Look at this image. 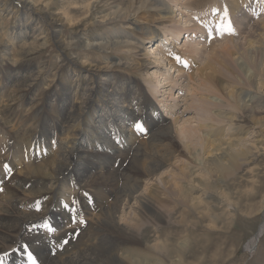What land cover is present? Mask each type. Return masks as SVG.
<instances>
[{
  "label": "bare ground",
  "instance_id": "6f19581e",
  "mask_svg": "<svg viewBox=\"0 0 264 264\" xmlns=\"http://www.w3.org/2000/svg\"><path fill=\"white\" fill-rule=\"evenodd\" d=\"M103 1L108 4L109 0H101ZM114 1L118 2L116 3L118 9L112 12L115 14L114 17L111 19L109 16L93 24H99L98 26L107 29L108 26L114 25L112 21L116 18H119L116 22L119 21L122 25L139 23L140 26L145 25L139 35L143 39L147 38L148 43L156 42L151 47L155 46L158 50V47L164 45L163 50L158 52L159 54H156L151 62L146 57L137 60L133 58L139 68L147 67L149 65L147 63L158 67L159 58L162 56L166 57L170 71L178 72L181 76L188 68H185V65H188L187 61L192 64L198 56L207 53L204 64L199 65L195 73L199 86L210 93L207 97L203 94L200 99L197 97L198 99L193 101L196 110L201 112L198 117L200 122L193 127L183 125L179 131L177 130L178 136L186 140L185 147L190 153L189 158L186 163L181 164L179 171L171 172L170 179L157 177L160 168L167 165L169 167V164L177 166L175 163L178 160L174 159L180 152L176 153L170 147L174 141L172 123L163 122V117L157 112L158 109H152L145 103L142 88L138 95L134 93L136 86L134 80H127L112 73L108 76L86 79L82 76L84 72L79 67L83 64L67 61L69 64L64 63V67L62 65L63 70L60 72L62 74L58 78V83L56 84L52 75L47 80V75L43 80L45 85L48 84L47 87L38 90L36 82L38 79L41 80L42 74L25 67L24 61L28 56L49 45L54 35L61 32V29L51 26L40 37L42 40L40 44L27 46V40L32 37L37 38V32L42 25L39 21L33 25L29 22L25 23L20 15H16L14 25L24 23L23 29H18L19 32L16 29L18 26H14L16 36L12 34L9 25L0 27V53L9 55L6 56L10 67L0 68L6 71L2 77L0 76V102L1 100L5 102L0 104V121L5 123V126L2 124L4 128L0 127V146L3 147L0 149V156L2 150H7L8 156L18 164L15 168L18 176L14 172L10 183L6 181V175L10 171L5 170V173L4 169H0V264H31L27 259L29 251L33 252V256L39 261L38 264H164L165 261L157 253V249L165 248L166 244L161 245L158 237L167 229L162 227L156 229L158 243L155 245H144L142 237L150 241L148 234H145L156 232L153 229L157 225L155 221L169 217L172 210H174L173 214L178 212L175 205L180 203L179 199L183 200L184 208L190 205L200 206L203 198L193 193L199 192V188H204L205 191L211 190V187H214L211 178L215 172L226 177L236 172L241 168L242 159H245V155L250 150L245 147L242 138L232 137L234 131H230V137L220 136L219 134L224 131L221 127L215 126L209 114L208 101L221 89V84L219 80L217 81L219 77L215 75L217 72L222 74L225 69L232 72L231 67L227 68L225 63L234 57L235 49L241 48L233 38L235 33L230 34V39L220 41V34L214 33L212 29L211 20L214 22V19L209 17V13L218 9L225 13L228 8L230 11L243 14V18L250 23L256 14V8L251 14L247 11L248 8L252 9V0H225L229 1L228 5L223 4V0H217L220 4L217 8L213 5V0H207L205 4L208 16L202 14L195 19L196 21L191 19V15L194 14L196 7L201 6L203 0ZM97 2L95 0V3ZM91 4L92 2L86 5L88 10L93 6H90ZM13 5V1L10 0L0 1V7L3 6L0 9L6 12L8 17H12L13 14L15 18L14 13H19L20 9L15 5L16 10ZM172 6L177 8L176 11L180 10L176 18L179 21H176L175 15H172ZM149 7L152 9L147 12ZM77 20L78 18L70 19V24H77ZM154 21L162 25L161 31L152 27L151 23ZM217 22L218 19L214 25ZM233 29L235 31V28ZM210 33L212 39L206 47ZM245 33L243 52L246 58L251 60L253 69V71L251 69L252 73L248 71L251 74L250 77L247 76L248 87L255 90L249 89L250 93H247L250 94V99L243 104L240 103L243 101L242 97L240 99L242 101H237L238 93L236 94L232 87V90H227L229 93L225 97L229 102H233L230 103L233 108H240V105H243V112L264 127V65L262 64L264 48L261 45L264 39L262 38L261 41L257 39V36L264 34V18L255 21L252 28ZM255 33L257 35L253 37ZM185 34L187 37H192L183 45V51L188 54L183 52V55H178L180 53L174 50H165L168 48V43L182 40L181 36L184 39ZM113 35L112 37H115ZM118 35L126 36L120 32ZM204 35L206 38L201 41L202 45L201 42L195 41L194 36ZM19 38L25 40L22 41L20 49L11 50L15 45V39ZM81 39L82 36L79 41H68L66 45L76 44L78 47H85L79 48L80 51L88 49L86 42ZM108 44L109 42H101L99 47L103 49ZM123 47H128L127 52H120ZM139 47L134 41L121 40L115 43L114 51L136 54ZM151 52L154 50H148L146 53ZM159 55L160 57H157ZM184 55L187 56L186 60ZM65 61L66 57L63 59V62ZM43 63L45 65V62ZM77 68L80 69L76 70ZM152 73L158 79L157 88H159L165 78L156 70ZM69 74H72L73 78ZM195 74L188 73L191 82L195 80ZM8 84L13 85L10 93L5 90ZM150 90L156 93L157 89L152 86ZM51 96L55 97L56 101L49 106ZM26 98L28 104L24 103ZM236 104L238 106H235ZM219 112V116L224 115L220 116L219 121L235 118L227 112ZM104 113H107V119L104 118ZM12 115L14 117L10 118ZM20 115L23 117L19 121L15 116L20 117ZM119 119L123 123H120ZM178 119L179 116L175 117L173 122H177ZM110 121L112 124H107ZM139 122L143 123L144 132L148 134L149 139H141L138 143L139 139L135 137L137 132L135 125ZM7 126L10 130H7ZM49 126L50 131L47 130ZM56 139L58 140L53 142ZM85 140L88 142L84 143ZM12 142L14 145H11ZM35 145L38 147L37 151L33 147ZM102 145H105L107 151L93 156L94 149ZM30 149L33 153L28 152ZM34 152L37 154L35 155ZM115 152L120 154L115 155ZM114 156H122V159ZM100 158L105 161H100ZM11 163L8 161L7 165L13 169ZM204 171L206 173L203 174ZM16 176L19 178L16 179ZM155 176L152 185L148 183L144 187L141 185L143 179L150 180ZM86 187L92 188L90 193L95 197L94 199L85 193L87 190L90 191ZM172 191L176 192L177 197H174ZM26 192L31 196H27ZM173 198L178 202L169 209L170 199ZM73 201L76 203L73 204ZM65 204L69 208H75L77 213H70L64 207ZM73 214L83 216L86 223L70 222ZM184 220L183 218L182 221ZM47 226L55 228L56 231L50 232ZM263 227L262 224L246 244L245 250L250 255L255 253L257 236L259 233L262 234ZM78 230L79 233H76ZM186 240L182 242V247L186 244Z\"/></svg>",
  "mask_w": 264,
  "mask_h": 264
},
{
  "label": "rangeland",
  "instance_id": "374dc122",
  "mask_svg": "<svg viewBox=\"0 0 264 264\" xmlns=\"http://www.w3.org/2000/svg\"><path fill=\"white\" fill-rule=\"evenodd\" d=\"M12 1L14 4V8L16 10L17 7L20 9L19 13H14L15 18L13 17V14L12 17H8L7 13L0 9V27H6V25H9L10 30L13 31L12 34L16 36V29L17 31L18 29L22 30L24 26V23L22 22L16 23V25H14V22L16 21V15H20L25 23L29 22L31 25H33L36 23V21H39V23L42 25L41 29H39V31L37 32V38L33 39V37L31 36L32 39L30 38L29 40H27V46H35L37 44H40L42 42L40 37L45 34L44 32H46L49 27L53 26L56 27V29H61V32L56 33L57 35H54L53 41L50 42L49 45L47 44L48 46L46 45L39 52H35V54L28 56L24 61L25 67L34 69L35 73L37 71L39 74L43 75H41V80L38 79L36 82L38 90H43L45 87H47L48 84L45 85L43 82L45 76L47 75V80L49 77H51V75L54 76L55 82L57 84L58 78L62 74L60 72L61 70H63L64 63L69 64L67 63V61L81 63V65L83 64V66L79 67H81V69L83 70L82 72L84 73L82 76L86 77V79L88 77L92 79L94 77L98 78V76H108L112 73L117 75L118 77L127 78V80H134L136 82L134 93L138 95L139 90L142 88L143 94L145 96V103H147L152 109H158L157 112L163 117V122H167V124L170 122L172 123L174 141L171 143L172 145H170V147H172L176 151V153L180 152L179 156L174 159L178 160L177 163H175L177 166L174 167L169 164V167L167 165L163 168H160V170H158L157 172V177H166V179H170L171 172L175 170L179 171V167L181 166V164L187 162L190 153L185 147L186 140H184L182 136H178L177 130L179 131V128H182L183 125L193 127L200 122L198 121V117L201 112L196 110L193 101L194 99H200V97L204 95H206L207 97V95L210 94L206 92L203 87L201 88L199 86V81L197 80L198 78L195 74L199 65L204 64L203 62L205 61L207 53L204 52L202 56H198L192 64L187 61L188 68L186 69V72L181 74V76L178 75V72L172 73V71H170V65L167 66L166 64V57H160V55L157 56L160 57V65L158 67H154L153 64L151 65V63H147L149 64H146L147 67L139 68V66L136 65L137 58L146 57L149 58V61L151 62L152 60H154V57H156V54H159L158 52L163 50L162 47L164 45L162 44L161 48L158 47V50L155 49V46L151 47L152 44L156 42L149 41L148 43L147 38L143 39L142 36L139 35V33L143 32V29L141 28L145 26H140L139 23L122 25L121 22H116V20L119 19L116 18L113 19L114 21H112L114 22V25L108 26L107 29L104 28V26H98L99 24H93L95 21L97 22L104 20L109 16H111L110 18L112 19L115 15L112 12L118 9V2L109 0L108 4H105V1L101 2V0H97V5V3H95V0ZM12 1L10 0V2ZM203 1L201 6L196 7L197 9L194 10L195 15L192 13V20L198 19V17L202 16V14L208 16L207 5L205 4L207 0ZM90 2H92L90 6H92L93 3L95 4L88 10L86 8V5H89ZM228 2L229 1L223 0V4H227ZM212 3L215 8L220 5L217 0H213ZM150 8L151 7L147 9V12L150 10ZM255 8L256 14L254 16V20L252 19L250 23H248L249 21L247 19L243 18V14H238L237 12L230 11L228 10V8H226L225 13H222L220 9L209 13V17H213L214 19V22L213 20H211L212 29L214 27V30L218 32V34H220V41H225L231 38L230 33L226 30L229 23H231V27L235 28L234 33L236 34L233 38L236 39L235 41L239 43V47H241L235 49L234 57L228 59L226 61L227 63H225L227 68L231 67L232 72H229L225 69L223 70L222 74L220 72H217L215 75L216 77H219V79L217 78V81L219 80L218 82L219 84H221V89L220 91L218 90V93H211L213 95L211 96L210 101H208V106L210 109L209 114H211L212 120H214L212 122L215 123V126H219V128L221 127V129H223L222 131L224 132L220 133V136L230 137V131H234L232 133V137L234 136L233 138H242V142L245 144V147L250 150L248 154L245 155V159H242L241 168H239L236 172L231 173L230 175H228V177L221 176L219 173L215 172L213 173V176L211 178L214 185V187H211V190L209 189L208 191H205L204 188H199V192L193 193L195 196H200L201 198H203V202L200 203V206L194 207L190 205L188 206V208H184L182 202L183 200L177 198L179 199L180 203L176 204L178 202L177 200L175 201L174 198L170 199L171 203L169 202V209H171L176 204L175 206L178 209V212L173 214L174 210H172V213L169 217H166L161 221H155L157 225H155L156 228L153 227L154 230L159 229L158 227L167 229L165 233L158 237V240H161L159 241L162 243L161 245H163V243L166 244L165 248L161 247L157 249V253L165 261L164 264H264V227L259 242L256 246L255 253L250 255L245 250L246 244L248 243L250 238L256 234L262 224L264 225V127L261 124L256 123V121L251 118L249 114L243 112V105H240V108H233V106L230 105V103L233 102H229L225 97L229 93V91L227 90L233 89L236 94L238 93L239 97L237 101H239L242 97L243 101L240 100L242 101L240 103L243 104L250 99V90H255V88L251 89L248 87V77H250L251 75L250 73H248V71L252 73L253 69L250 63L251 60L246 58L247 56L246 54H244L245 52H243V44H245V32L252 28V24L255 21H259L264 18V0H252V9L248 8V13L251 14L252 10L254 12ZM176 9V7H173L172 15H175V20L179 21L176 18H178L180 10L176 11ZM139 12L137 14H139ZM148 14L149 13H147L146 16H148ZM151 15L153 14L151 13ZM76 18H78V23L76 22L77 24H70V19ZM217 19V25L221 27L220 30H216V27L214 26V23H216ZM155 21L160 22V20ZM154 22L151 23L153 24L152 27H156L158 31H161L162 25ZM165 23L167 22L165 21ZM246 23H248V26L244 28V25ZM14 26L18 27L15 29ZM259 26L260 25H258V27ZM119 32L121 34L123 33L126 36L119 37ZM221 33H223V35H221ZM103 34L107 36L105 37ZM112 34H114L113 36L115 37H112ZM185 35L186 36L184 37V39L182 38V36L180 37V39H182L183 41L178 40L175 41V43H168V48H166L165 50H174L180 53L178 55H183V52L186 53L185 51H183L184 42L191 40L192 37H187V34ZM256 35L257 34L255 33L253 37H255ZM81 36V41L86 42V47L88 49L80 51L79 48L81 47H78L76 44L66 45L68 41H79ZM205 38L206 35L198 37L194 36V39H196L195 41L197 42H201L202 40L204 41ZM262 38L264 39V34L262 36H257V39L259 41H261ZM12 39H14V37H12ZM194 39L192 41H194ZM211 39L212 34L207 37L206 47H208ZM121 40L134 41L135 43H138V46H140L137 50L138 52L136 54L120 53L122 51L128 50V47H123L121 51L117 50L120 51L119 53L116 50L114 51L115 43L117 41L121 42ZM22 41L24 42L25 40L22 38L15 39V45L11 50L17 51L18 49H20L21 43H23ZM262 41L263 44L261 45L264 48V40ZM101 42H109V44L103 49H100L99 46L101 45ZM92 44H94L93 47H91ZM200 45H202V42L200 43ZM84 48L85 47L81 49ZM151 49H153L154 52L147 54L146 52ZM241 52H243V54ZM138 54H140L141 56H139ZM6 55L9 56L8 54ZM6 55L0 53V68H10L9 63H7V61L9 60H7ZM65 57L66 61L63 62V59H65ZM133 58L136 60L133 61ZM186 58L187 56H185V60ZM43 62H45V65H43ZM262 64L264 65V57L262 58ZM16 67L21 68L22 66ZM42 68H44V70L41 71ZM79 69L80 68H77L76 70ZM153 70L161 73V75H163V77L167 79L166 82L164 81L165 79L163 80V84L159 85V88H157L158 79L155 78L154 74L152 73ZM245 70H247V72ZM5 72L6 71H4L3 69H0V76L2 77ZM190 72L195 74V80H193L192 82L188 76V73L191 74ZM69 75L71 78H73L71 76L72 74ZM176 82H178V85H176ZM181 82H183L182 85L180 84ZM152 86L157 89L156 93L151 92L152 90L150 89H152ZM12 87V84H8L5 88L6 92H12ZM178 94L180 96H178ZM111 98L113 100L115 99L113 96ZM27 101L28 98L25 99L24 103H27ZM54 101H56L55 97L51 96L49 106H51ZM233 101L236 102V100ZM3 103L5 102L1 100L0 104ZM56 105L57 104H55V106ZM235 106L238 105L236 104ZM47 107L45 106L46 109ZM50 109L51 111H53L52 107H50ZM219 111H223L224 113L227 112L229 115L232 114L235 118H233L232 120L226 119V121H219L221 119L220 116H224H219ZM104 115V118L107 119V113H104ZM53 116H55L54 112ZM178 116V121L173 122V119ZM12 117H14V115H12L10 118ZM15 117L19 118L18 120L20 121L23 115H20V117ZM118 121L120 123H123L124 118L123 121L121 119H119ZM0 124V127H3V125L5 126L4 122L0 121ZM107 124H112V121L108 122ZM50 129L51 128L49 126L47 130L50 131ZM7 130H10L9 126H7ZM145 133L146 132L144 131H138V134L135 135V137H138L139 139L138 143L141 139H149L148 134ZM104 138L105 137H103V139ZM57 140L58 139L53 140V142ZM87 140H85L84 143L88 142ZM11 145H14L13 142ZM2 148L3 147L0 146V149ZM103 151H107L105 145H102V147L99 146L98 149H94L93 156L102 154ZM1 153L2 155L0 156V169H4V167H2L4 163L7 164L8 161L12 162L11 166H13V169H11L10 172L6 175V181H9L10 183V179L12 178V175L14 174L15 168L18 164L12 158H10V156H8L7 150H2ZM219 153H221V151H219ZM117 154L120 153L115 152V155ZM114 158L122 159V156H114ZM100 161L103 162L105 161V159L100 158ZM4 172L6 173L5 169ZM202 173L204 174L206 172L204 171ZM15 175H17L16 172ZM17 176L16 179L19 178ZM155 178L156 176L152 177L150 180L145 178L143 179V183H141V185L143 187L146 186L147 183L148 185H152L151 183L154 182ZM185 183L189 184L188 182ZM121 184H123L122 180ZM86 189H89L90 191L84 190V192H89L87 194L92 197V199H94L95 197L90 193L92 192V188L86 187ZM27 193L28 192H26L27 196H31ZM172 194L174 195V197H177L176 192L172 191ZM123 207L124 206H122V208ZM127 210L130 211L129 208H127ZM184 215L185 217H183ZM183 218L185 219L184 221H182ZM70 222H72V220ZM76 233H79V230L76 231ZM145 235L149 237L150 241H147L144 237H142L144 239V245H155L158 243V240L156 239V237L158 236L157 230L156 232L151 231L150 233H146ZM184 240H186L187 242L182 247L181 245ZM158 262L160 263V260Z\"/></svg>",
  "mask_w": 264,
  "mask_h": 264
},
{
  "label": "snow or ice",
  "instance_id": "6c2138e0",
  "mask_svg": "<svg viewBox=\"0 0 264 264\" xmlns=\"http://www.w3.org/2000/svg\"><path fill=\"white\" fill-rule=\"evenodd\" d=\"M226 30L230 34H234V29L231 27V23H229V25H228ZM135 128H136L137 131H144L143 125L140 124V123H137L135 125ZM4 169L8 170V171L11 170L7 164L4 165ZM75 203H76V201H73V204H75ZM64 207L66 209H68L70 213H77V210L75 208H69V206L67 204H65ZM71 218H72L73 224H75L77 222H79L80 224H85L86 223V221L83 219V216H80L78 214H73ZM50 230L53 231V232L56 231L55 228H51V227H50ZM64 243L66 244L67 241L65 240ZM27 259H28V261L31 262V264H36V258L33 256L32 252L29 251L27 253Z\"/></svg>",
  "mask_w": 264,
  "mask_h": 264
},
{
  "label": "water",
  "instance_id": "95a60500",
  "mask_svg": "<svg viewBox=\"0 0 264 264\" xmlns=\"http://www.w3.org/2000/svg\"><path fill=\"white\" fill-rule=\"evenodd\" d=\"M260 237H261V233H259V236H257V242H259Z\"/></svg>",
  "mask_w": 264,
  "mask_h": 264
}]
</instances>
